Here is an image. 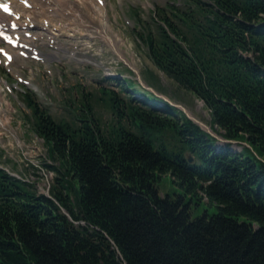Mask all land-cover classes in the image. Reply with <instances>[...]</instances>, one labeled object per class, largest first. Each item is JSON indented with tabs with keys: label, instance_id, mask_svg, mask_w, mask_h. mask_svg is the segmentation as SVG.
Wrapping results in <instances>:
<instances>
[{
	"label": "trees",
	"instance_id": "1",
	"mask_svg": "<svg viewBox=\"0 0 264 264\" xmlns=\"http://www.w3.org/2000/svg\"><path fill=\"white\" fill-rule=\"evenodd\" d=\"M138 20L154 65L227 143L127 79L102 91L106 122L91 96L57 120L25 91L55 177L46 194L0 166V264H264V0H180ZM164 174L184 192L162 195ZM193 201L217 212L193 217Z\"/></svg>",
	"mask_w": 264,
	"mask_h": 264
},
{
	"label": "rangeland",
	"instance_id": "2",
	"mask_svg": "<svg viewBox=\"0 0 264 264\" xmlns=\"http://www.w3.org/2000/svg\"><path fill=\"white\" fill-rule=\"evenodd\" d=\"M174 1L180 0H105L110 25L108 34L115 41V46L124 52L125 59L94 29L85 26H79L74 34L65 32L59 36V41L53 42L48 35L37 38L35 43L45 55L44 60L32 55L20 56L14 64L8 65L3 57L4 52L0 51V87L5 109V115L0 116L4 124H0V166L15 176L34 182L40 191L49 190L54 181L55 174L45 167V163L50 162L46 159L44 142L31 130V110L23 101L25 91L31 93L57 120L73 117L75 107L80 105L85 95L91 96L95 113L106 122L112 120V115L104 100L103 89L117 91L124 79L139 89H147L142 82L151 85L149 82L156 75L158 80H154L153 86L158 93L210 125V112L204 102L160 71L139 38L138 19L148 20L152 11ZM87 6L83 5L82 10L88 15L86 20L92 22L90 17H95V14ZM32 31L35 32V28ZM55 42L60 44L56 45ZM7 46L5 41H0V47ZM51 52L57 55L50 56ZM5 118L10 125L5 123ZM226 143L218 140L217 144ZM242 143L246 153L256 155L253 148L246 142ZM233 147L240 149L238 143ZM158 185L162 195L174 196L184 192L173 182L170 174H164ZM205 211L214 214L217 206L207 201L191 203L193 217Z\"/></svg>",
	"mask_w": 264,
	"mask_h": 264
},
{
	"label": "bare ground",
	"instance_id": "3",
	"mask_svg": "<svg viewBox=\"0 0 264 264\" xmlns=\"http://www.w3.org/2000/svg\"><path fill=\"white\" fill-rule=\"evenodd\" d=\"M0 5H6L8 8V11H4V8L0 7V32L10 33L12 42L17 43L14 45L7 41L9 45L6 48L0 47V50H10L13 54L11 61L5 60L8 65L14 64L20 56L36 54L38 58L44 60L45 55L35 43L37 38L48 35L53 42L59 41V36L65 32L74 34L79 26L94 29L95 33L100 34L107 44H112L117 54L125 59L124 52L115 46V41L108 34L110 25L105 0H0ZM83 5H88L87 8L94 12L95 17L89 15L92 22L86 20L88 15L83 12ZM32 28H35V32L34 30L31 32ZM56 55V52L50 54ZM1 91L0 87V116L5 115ZM5 120V123L10 125V121L6 118ZM0 124L4 126L1 120Z\"/></svg>",
	"mask_w": 264,
	"mask_h": 264
},
{
	"label": "water",
	"instance_id": "4",
	"mask_svg": "<svg viewBox=\"0 0 264 264\" xmlns=\"http://www.w3.org/2000/svg\"><path fill=\"white\" fill-rule=\"evenodd\" d=\"M139 79L140 76L138 75ZM141 80V79H140ZM142 82V81H141ZM143 84V83H142ZM148 90L154 92L156 95L162 97L163 99L167 100L168 102H170V104L179 107L180 109H182L189 118H191L192 120H194L196 123H198L205 131H207L208 133H210L211 135L215 136L219 141H226V139H224L221 135H219L216 131H214V129H212L211 125H206L203 122L199 121L198 119H196L194 116H192L188 111H186V109L178 104L173 103L171 100H169L165 95L160 94L158 92H156L154 89H152L150 86L143 84ZM202 101V100H201ZM203 102V101H202ZM191 159V158H190ZM46 194H49V190L45 191ZM65 213H67L66 211H64ZM68 214V213H67ZM69 215V214H68Z\"/></svg>",
	"mask_w": 264,
	"mask_h": 264
},
{
	"label": "snow or ice",
	"instance_id": "5",
	"mask_svg": "<svg viewBox=\"0 0 264 264\" xmlns=\"http://www.w3.org/2000/svg\"><path fill=\"white\" fill-rule=\"evenodd\" d=\"M0 7H3L4 8V11H8V8L6 5H0Z\"/></svg>",
	"mask_w": 264,
	"mask_h": 264
}]
</instances>
